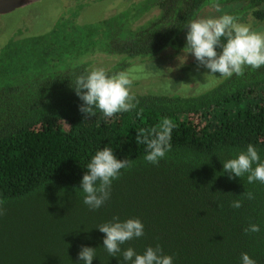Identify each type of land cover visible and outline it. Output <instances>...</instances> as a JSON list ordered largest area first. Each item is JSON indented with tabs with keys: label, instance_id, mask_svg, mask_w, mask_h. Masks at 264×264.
I'll list each match as a JSON object with an SVG mask.
<instances>
[{
	"label": "trees",
	"instance_id": "16d2710c",
	"mask_svg": "<svg viewBox=\"0 0 264 264\" xmlns=\"http://www.w3.org/2000/svg\"><path fill=\"white\" fill-rule=\"evenodd\" d=\"M218 2L242 5L229 13L238 20L250 11L264 21V0ZM207 6L209 0H142L92 24H80L73 12L45 34L0 48V200L6 201L0 264H83L81 247L96 249L92 264H124L119 254L108 255L96 229L113 217L142 222L144 235L121 246L138 254L159 245L173 264H241V253L264 264V184H249L246 176L229 180L222 165L249 144L264 160V66L194 96L130 90L137 107L112 117L86 118L72 87L94 69L97 56L116 59L106 71L112 75L130 61L182 53L187 23ZM163 118L176 125L172 147L152 165L144 160L146 146L136 143L137 131ZM104 147L135 163L121 170L110 198L92 211L79 185ZM244 191L255 198L231 208ZM250 224L260 232L246 235Z\"/></svg>",
	"mask_w": 264,
	"mask_h": 264
},
{
	"label": "clouds",
	"instance_id": "9594fccd",
	"mask_svg": "<svg viewBox=\"0 0 264 264\" xmlns=\"http://www.w3.org/2000/svg\"><path fill=\"white\" fill-rule=\"evenodd\" d=\"M209 3L213 9L221 12L218 0H209ZM186 28V44L183 49L185 56L180 57V65L185 62L187 54H191L198 68L202 66L208 70L205 76L213 78H217L214 75L216 73L219 78H230L234 74L240 77L244 75L246 68L256 70L264 66V31L252 30L249 25L239 23L238 18L231 14L190 20ZM217 48L221 49L219 53ZM167 71L174 69L169 68ZM131 84L132 79L126 72L109 75L104 68H94L77 76L72 87L83 102L79 111L86 118L95 117L97 112L105 117H112L137 107L139 101L130 91ZM140 114L137 112V116ZM175 127L170 118H163L156 127L137 131L136 143L146 146L144 160L147 163L158 165L171 150V133ZM134 163V160L128 158L117 159L110 147L97 151L86 165L87 171L79 185L84 193L83 204L92 211L102 207L110 198L112 182L119 178L122 169L131 168ZM222 165L229 180L246 176L249 184H264V160H261L258 150L251 144ZM238 197L241 198L230 202L231 208L239 209L243 206L244 199L251 201L255 198L252 192L245 191ZM5 203L6 201L0 200V215L4 213ZM96 229L104 234L102 243L108 255L116 257L119 254L124 264H173V257L165 255L159 245L147 247L142 254L131 247L122 249L121 246L126 242L144 235V226L139 219L121 222L118 217H113L112 221L103 223ZM260 230L258 224H250L243 231L247 235ZM95 254L96 249L81 247L78 260L83 264H92ZM241 264L257 262L247 253H241Z\"/></svg>",
	"mask_w": 264,
	"mask_h": 264
},
{
	"label": "rangeland",
	"instance_id": "374dc122",
	"mask_svg": "<svg viewBox=\"0 0 264 264\" xmlns=\"http://www.w3.org/2000/svg\"><path fill=\"white\" fill-rule=\"evenodd\" d=\"M139 1L142 0H41L36 1L37 3L33 2L24 8L0 16V48L11 39L47 33L61 15L70 16L76 12L77 21L80 24H92L118 14ZM241 7L242 5L221 6V12H217L211 6H207L197 19L229 14L240 10ZM154 15L156 11L147 14L142 21H147ZM238 22L249 25L254 31H264V21L256 20L250 11L242 12ZM186 34L187 32L185 38ZM183 56H185L184 52L179 54L164 52L154 59L130 61L124 71L132 79L130 90L141 95L178 94L187 97L210 90L224 79L219 78L218 73L214 75L219 79L205 76L208 70L202 66L198 68L191 54H187L185 62L180 65L179 59ZM91 61L93 68H104L105 71L112 69L117 62L116 59L105 56H97ZM169 68L174 71L168 72ZM190 122L195 127L200 124L196 117ZM17 233L20 234L19 231Z\"/></svg>",
	"mask_w": 264,
	"mask_h": 264
},
{
	"label": "water",
	"instance_id": "95a60500",
	"mask_svg": "<svg viewBox=\"0 0 264 264\" xmlns=\"http://www.w3.org/2000/svg\"><path fill=\"white\" fill-rule=\"evenodd\" d=\"M28 2L29 0H0V15H5L14 9L24 7Z\"/></svg>",
	"mask_w": 264,
	"mask_h": 264
},
{
	"label": "flooded vegetation",
	"instance_id": "af4514ba",
	"mask_svg": "<svg viewBox=\"0 0 264 264\" xmlns=\"http://www.w3.org/2000/svg\"><path fill=\"white\" fill-rule=\"evenodd\" d=\"M36 1L39 2V1H41V0H29L28 4H26V6L29 5V4H31V3H33V2L35 3ZM37 2H36V3H37ZM26 6H24V7H26ZM24 7H21V8H24ZM21 8L14 9V10L11 11L10 13H12V12L18 10V9H21ZM8 14H9V13H8ZM5 15H6V14H5ZM0 16H1V15H0Z\"/></svg>",
	"mask_w": 264,
	"mask_h": 264
}]
</instances>
